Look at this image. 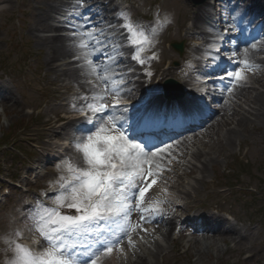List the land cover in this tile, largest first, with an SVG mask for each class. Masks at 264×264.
<instances>
[{
  "label": "snow or ice",
  "instance_id": "snow-or-ice-1",
  "mask_svg": "<svg viewBox=\"0 0 264 264\" xmlns=\"http://www.w3.org/2000/svg\"><path fill=\"white\" fill-rule=\"evenodd\" d=\"M233 11L238 10L222 5L218 13L227 26L208 46L214 55L204 65L212 72L202 81L206 88L198 89L203 95L161 115L137 109L122 97L132 95L127 77L133 68L128 64L143 66L156 58L155 53L152 57L145 53L155 46L167 21L159 13L148 20L134 19L120 0H104L103 7L77 0L61 23L72 41L75 67L90 86L72 103L82 116L76 122L79 135L73 137L72 147L86 166L77 167L70 158L56 165L61 174L49 182L54 191L40 193L26 214L32 222L30 230L39 236L34 241L39 248L21 243L23 232L15 229L4 240V264H104L114 250L127 255L125 244L135 249L137 239L144 240L138 235L148 233L143 224L167 215L165 205L171 201L159 181L170 170L165 163H170L172 143L164 137L169 130L175 132L202 118L207 106L199 101L208 99L217 87L222 96H230L260 67L250 59V48L257 49V43L241 50L233 37L242 31L229 23L236 19L229 15ZM224 47L227 51H222Z\"/></svg>",
  "mask_w": 264,
  "mask_h": 264
},
{
  "label": "rangeland",
  "instance_id": "rangeland-1",
  "mask_svg": "<svg viewBox=\"0 0 264 264\" xmlns=\"http://www.w3.org/2000/svg\"><path fill=\"white\" fill-rule=\"evenodd\" d=\"M3 1L6 4L0 8V61L6 60L8 66L7 69L2 70V62H0V89L11 90L22 102V105L19 103V107L14 108L0 102V136L5 135L4 137H6L13 132L11 134L18 137V142L15 143L17 148L27 149L33 158L28 164H20L18 161L12 164L10 160L12 154L9 147L0 148V168L4 170L1 173L2 180L0 181L6 183L4 192L0 189V264H3L6 259L4 252L6 244L4 240L13 230L18 229V226H15L18 223L16 204L22 206L24 194V191L17 192L15 190V186L7 176L12 172L19 171L21 172V179L18 182H28L34 187L44 185V181L47 178L55 179L60 176V171L56 167L54 168V162H46V157L42 153L44 149H40V142H44L45 139L43 132H45L47 120L54 119L53 114L57 110L62 109L65 104L64 99L55 97V89L58 87L53 82L55 75H45L46 70L43 67V61L47 50L37 44L34 35L29 34L27 26H22L23 17L26 16L27 18L28 12L22 11L20 21V7L23 5V9H28L30 13H34L40 1ZM124 1L131 2L127 3L126 6L129 5L130 10L134 12L132 14L139 18L145 17L148 20L150 19L149 15L159 13L160 19L167 21L156 36L155 46L150 49L155 52L156 56L155 59L149 61L150 66L154 67L161 63L168 56L167 52H169L172 60L178 61L177 65L172 61L175 70H181L180 73L174 74L175 78L180 82L190 79L188 76L189 63L199 53V49L196 47L199 43L191 42L188 37H185V33L192 31L190 28L193 22L190 18L192 17V12L197 10V6L190 0ZM257 1L264 4V0H245L246 3H256ZM26 3H29V6ZM256 6L259 5L256 4ZM141 14L144 17H141ZM137 17L134 19H137ZM201 29H204L203 24H200L195 31L198 32ZM173 40H185L187 43V49L183 56H180L170 47V42ZM151 74L154 75L153 72ZM259 77L264 81V74H259ZM247 81H250V79ZM66 84L67 82H59L61 87ZM248 84H245V86H249ZM255 87L264 95V85L255 83ZM235 100L231 99L230 102L235 105ZM48 101L50 102L48 103ZM37 108L39 110H36ZM33 109L36 110V113L40 112V116L36 121L39 127L29 126L26 128L24 127V125L27 126L26 120L30 117L32 119L35 118L31 116ZM216 123L217 121L215 120L213 124L216 125ZM253 125L255 127L252 132H247L243 135L240 140L241 143L238 141L237 145L229 150V156L226 157L225 152H219L221 149L215 144L210 147L212 154L216 157V165L213 168L209 167L204 181L206 184L200 181H193L199 189L198 198L200 200L195 197L194 194L196 192L193 194L194 196L189 197V200L186 199L188 201L186 208L195 206L201 211L205 210L212 213L213 209L216 210L215 203H218L220 206L234 211L240 221L238 224L232 225L240 229L245 235H248V239L243 246L238 244L236 246V239L231 238V236H226L225 238L212 235L205 236V238H208L205 243H199L195 239H192L195 240L192 243L187 240V236H184L182 246L173 250L176 255L168 259L167 262L163 263L161 257L156 262L153 256H160L161 251L154 250L152 255H143V260L134 257L131 260V264H142L146 257L148 258L147 264H264V117L256 119ZM203 132V134H200L201 137L206 135V132ZM32 141L36 142L37 150L34 154H32L33 150L29 149ZM14 153L17 154L15 150ZM76 154L78 153L76 152ZM237 156L247 158L248 165L245 167L247 173L243 174L239 170L236 173L227 175V167L235 166L239 162L236 159ZM38 165L47 168L51 173L44 177L38 176L33 180L31 174ZM188 167H194V165L184 161L179 166V171L182 172ZM195 169L197 170V167ZM28 176L29 179H27ZM189 178L191 180L194 179L192 177ZM232 183L254 184L258 187L260 193L256 196H252L247 192L239 193L235 191L233 186L229 185ZM219 185H229L230 188L227 192H222L218 188ZM6 188L11 191V195L8 197L5 194ZM189 242L191 245L188 248ZM255 243L259 244L261 249L259 253H255V257L250 258L249 253L244 250L250 249ZM234 244L236 249H233L235 248ZM164 246H167L166 250H171L173 244L166 242Z\"/></svg>",
  "mask_w": 264,
  "mask_h": 264
},
{
  "label": "bare ground",
  "instance_id": "bare-ground-1",
  "mask_svg": "<svg viewBox=\"0 0 264 264\" xmlns=\"http://www.w3.org/2000/svg\"><path fill=\"white\" fill-rule=\"evenodd\" d=\"M244 1V0H242ZM240 0H230V9L234 8L238 11H233L231 16H235L236 19L229 20L230 24L237 25V28L242 29L240 32L241 36L249 35L250 36V24L255 21L257 14L264 13L263 7H256L255 3H243ZM5 4V2L0 1V5ZM210 4V0H207L205 4H202L197 7V10L192 12L191 19L193 20L192 29H195L199 24H205L211 19L208 16V11L206 5ZM67 6V0H61L58 5H51V1L46 0L42 5L38 6V11L35 14H31V21H28L27 26L29 31L35 35L37 43L47 49L45 56V65L47 67V72H53L56 74L58 79H68L70 81L68 85L69 90H73L75 86H80L84 90L88 91L90 86L85 83L86 78L81 75L80 70L75 67L76 61L73 60L74 48L72 46V41L67 39V36H63L59 33H56L60 30V26L53 24L51 20L54 18L52 12L58 14L61 10ZM61 21V20H60ZM37 32H46L51 33L49 35H39ZM262 32H264V23L262 25ZM261 34L258 37H254L245 41L240 45L242 50L244 47H248L250 43H257V49L250 48V59L259 66H264V35ZM199 36H203L207 41L211 39L210 35H207L206 32H200ZM190 37L197 38L196 33L190 34ZM123 63V62H122ZM131 66V63L128 64V67ZM134 73H130L127 77V86L129 89L137 90L144 95L142 89L143 85L140 84V79L136 78L138 71L134 70ZM158 71L163 72L162 76L166 75L172 76L177 73L173 68L171 63H168L163 71L158 68ZM259 74H264V68L260 69L256 73H249L247 81L249 86H239L234 94L230 96H224L219 100L218 110L216 111L214 118H210L207 121V125L204 130L197 129L194 132L180 136L173 141L172 147L170 149L171 155L167 157L171 158V162H174L172 166V171L169 172L165 170L159 181L160 188H167L168 194L173 193L174 188L181 189L184 193L187 194L188 189H186L185 181L183 179V174L185 175H194V178L198 181H203L204 177L207 175L209 167H214L216 165V157L212 154L211 146L214 144L220 147L222 152H228L233 146L237 144V141L241 139L244 133L248 132L250 129L255 127L253 124L255 120L264 117V95L263 93L255 87V83H261L264 85V81L259 77ZM142 82V81H141ZM246 83V84H247ZM186 86L187 83H186ZM154 89L149 88L145 90L147 95H152ZM129 97V96H124ZM230 99L235 100L239 99L240 101L236 102L235 106L231 104ZM148 100V99H146ZM0 101L4 102L5 105L17 108L19 107V100L11 92L0 91ZM22 105V103H21ZM67 117V118H66ZM64 119L59 120H49L50 128L48 135L51 138L61 136L58 135L60 130H66L67 127L75 125L76 119L66 115ZM217 121L216 125L213 124L214 121ZM57 122L63 123L62 126L57 127L55 124ZM205 131L206 135L201 137L200 134H203ZM48 157V156H46ZM188 161L198 170H194V167L186 169L184 172H177L179 165ZM169 166V163H165V167ZM167 168V167H166ZM198 172L199 175H195ZM171 173H175L176 179L174 180L171 177ZM186 189V191H185ZM174 195V194H173ZM180 196L179 194H176ZM175 195V196H176ZM203 221L205 222V228L203 229V237L208 234H213L220 238H225L226 236H231V238L238 240V245L243 246L244 242L248 239L246 235L242 234L234 226L225 227L224 225L215 226L208 222L209 220H218L221 217L216 215H205L202 216ZM157 224V227H154L153 230L148 229V233L143 232L138 233V235H143L144 240L140 241L134 236V239H137V247L135 249L128 247L125 244V251L127 255H122L118 250H114L113 254L104 260V264H131V260L134 257H137L140 260H143V253L145 248L151 242V240L163 238L172 239V234L174 229L178 226V222L175 221L174 217L162 218L153 221ZM185 223L182 224V226ZM144 228H147L146 224H143ZM147 241V242H146ZM199 241H205V238L199 239ZM177 244H180L178 241ZM161 244L158 245V250L161 251ZM255 249V250H254ZM250 253H259L260 246L255 244L254 247L244 250ZM168 256V255H167ZM256 256V254H255ZM142 264H147L142 262Z\"/></svg>",
  "mask_w": 264,
  "mask_h": 264
},
{
  "label": "water",
  "instance_id": "water-1",
  "mask_svg": "<svg viewBox=\"0 0 264 264\" xmlns=\"http://www.w3.org/2000/svg\"><path fill=\"white\" fill-rule=\"evenodd\" d=\"M196 2H201V1H203V0H195ZM174 81L173 80H171L170 81V83H173Z\"/></svg>",
  "mask_w": 264,
  "mask_h": 264
}]
</instances>
